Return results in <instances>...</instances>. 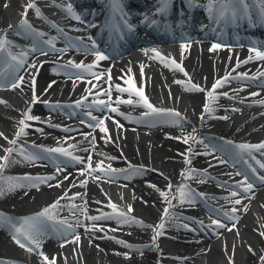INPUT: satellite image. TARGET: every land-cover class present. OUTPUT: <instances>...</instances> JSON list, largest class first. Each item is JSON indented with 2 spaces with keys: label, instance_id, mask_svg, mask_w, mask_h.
I'll use <instances>...</instances> for the list:
<instances>
[{
  "label": "bare ground",
  "instance_id": "bare-ground-1",
  "mask_svg": "<svg viewBox=\"0 0 264 264\" xmlns=\"http://www.w3.org/2000/svg\"><path fill=\"white\" fill-rule=\"evenodd\" d=\"M19 3L24 4V8L17 12L13 8H16ZM37 3L44 4L45 8L53 14L57 12L58 8H64L60 0H30L26 4L25 0H0V34H2L0 39L9 41V45L17 44L11 35L24 32L18 26L21 24V17L24 20L25 12L26 17L28 15L46 16L45 13H40L41 15L38 16L35 9L28 7L30 4H35L38 8ZM68 20L71 21L70 24L74 30L79 29L78 31L82 33L89 32L88 27L80 26L76 20ZM187 40L190 42L187 43L189 46L186 49L182 46H171L173 53L170 54L176 57L175 61L183 67L187 75L176 68V72H171L162 65L160 59H153L152 50L154 48L151 46H142L116 59L109 58L100 61L98 66L93 69L97 73H107L110 70L115 85L120 84L123 87H127L125 80L132 78L136 87L142 88L146 96L159 101L160 107L170 106L169 110L179 113V116H174L175 120H169L172 123L170 132L177 131V136L172 137V135L162 134L161 128L165 125L163 122L156 121L151 124L144 122L145 120L128 117L120 111V108L126 105L131 106V104L121 103L118 105V111L123 115L103 110L98 118L104 119V126L107 127L110 137L108 142H105V138L101 136L102 133H98V130L92 129L87 124L79 122L70 124V120L66 119L68 114L65 111L67 109L64 107L70 100H75L83 95L88 98L98 96L97 92L107 89L105 85L107 75L99 81L91 80L90 78L93 77L71 67H67L66 72L72 75L60 73L48 75L41 71V68L47 64L46 60L36 58L35 53L30 55L25 47H21L25 61L23 82L18 87L11 88L8 84L17 77L15 76L6 82V87L0 88V101L4 102L0 103V133H3V137L8 138L5 140L0 137V157L6 154L3 149L23 146L24 149H32L37 153V156L44 158L29 163L24 160L23 156L14 152L8 166L3 171V177L55 175L57 179L49 181V183L55 185L61 180L63 183L59 187H49L48 184L41 183L38 189L29 186L18 187L10 191L12 201L14 200L17 205H20L15 209L21 211L22 205H26L29 210L15 215L4 214L18 220L39 213L57 200L62 206L58 214L63 213L65 209L81 213L80 209L84 207L88 212V204L97 203L102 199L101 196L94 197L92 187L86 189L80 186L83 176L77 177V173L66 169L57 172V167L61 168L60 165L64 164L61 163L63 161L44 151V149H49L46 147L47 145L54 147L67 145L73 153L75 149V154L81 158L85 155L83 158L86 161L91 156L92 167L95 169L101 161H103L105 171L112 164L119 166L117 169L119 172L115 170L109 175H104L103 172L96 171L93 175L102 177L97 182L103 186L104 191L133 206L138 213V218L135 220L143 222V225L115 223L117 230L114 229L113 232L118 235L122 233L127 239L122 238L109 242L90 228L89 224L93 221L84 218L90 215L80 214L78 219L83 226L75 227L74 231L59 238L41 237V248L33 251V254L39 255L38 252L42 251L50 259L54 257L56 264H264L261 261V257L264 256V235H261L264 233V189L256 184L253 187L250 195L260 203V217L247 220L248 212L245 205L248 200L245 199L241 204L236 205L233 201L239 196L232 197V191L226 192L218 189L219 187H232L233 191H242L236 186V182L227 180L229 176H234V169L225 163H220L219 157L213 158L215 151L212 152L210 149L213 147L216 150V148L209 144H211V140H217V134L206 131L212 128L213 131L224 136L239 137L247 141L248 144L264 143V91L250 92L246 86L237 81L238 79H230L223 87L216 89L214 95L217 98L215 100L207 97V91L212 89L213 84L228 74H231V77H237L240 73H247L255 76L254 80H257V75L264 72V60L254 59L236 67L237 61L243 62L252 54L245 49L227 47L210 51L214 44L213 36L210 33L199 35L191 33ZM78 42H82V40L73 42L76 44H71L70 40L66 45L57 44L56 49L64 51H54L57 55L56 58L65 62H83L85 65L94 63L95 56L89 52L90 47H81L77 44ZM33 55L34 60H32ZM32 65H36V67H32ZM141 65L144 66L143 74H141ZM58 68L61 71L65 70L62 66H58ZM77 74L85 75L86 80H75L74 77ZM122 76L124 79H121ZM33 79L35 80L34 87L31 83ZM88 80H91L92 84H89ZM177 80L184 81V83L178 84ZM93 84H99L101 87L92 88ZM186 85H198L205 91H188ZM89 89L92 90L91 95ZM224 93L228 95L225 96ZM253 93H258V95H253ZM34 95L38 98L35 103L33 102ZM125 95L129 94H120L113 87L110 101L112 106L117 107L115 104L117 99L127 100ZM99 97L106 101L109 100L108 96L99 95ZM132 104L138 106L136 102ZM206 104L212 109L211 112L204 111ZM45 105L51 106L53 112L61 116L59 117L61 121L54 119L55 121L44 124L38 113ZM57 105L59 107H56ZM29 108L31 114L34 117H39V120L27 121L26 123L30 125L26 129L27 135L21 136L16 146L10 145L8 140L16 138L15 134L20 127L19 121ZM239 109H243L241 114L232 119L233 113ZM114 121H119L122 127H118ZM36 129H42V131ZM64 129H70V131ZM64 132H86L87 134H83V137L75 136L73 138ZM27 136L32 137L33 144L27 141ZM93 137L95 138L94 145L90 143ZM187 137H194L195 140L188 139V142L184 143L183 140ZM189 148L192 149L191 152H189ZM83 149L89 151H83ZM208 151H211L212 155L205 154ZM127 156L137 161H143L148 164V167H141L143 173H139L136 177H123L121 170L133 168L130 165H125ZM211 158L213 159L211 160ZM186 159H190L191 164H187ZM0 163L3 161L0 160ZM66 166L72 167L71 164ZM9 168L10 170H8ZM198 168L199 170H196ZM189 169L194 170L191 173H198L208 179H202L203 182L200 181L197 187L204 191V196L219 201L217 209L213 208L214 214L225 217L226 227L217 228L212 224V221H209L206 214L198 210V207L203 204V199L199 195L191 203H180L178 198L173 199L174 196L177 197L173 193V187L184 181L187 175H182V173H188ZM206 169H214L217 175H211ZM112 176L121 179L125 184L112 185L105 179V177ZM64 177L68 178L64 179ZM142 177L145 180L144 183L137 180ZM22 183L28 184L27 181H22ZM169 185H171L170 189ZM162 192L168 193L167 199L161 195ZM65 193H67V197H73L75 194L80 195L75 199H60L65 196ZM73 205L76 206L75 209H73ZM179 206L188 207L189 212L178 210ZM232 208H236L238 211L233 213ZM165 209L168 210L167 217L164 216ZM230 212L233 213L234 219L224 215L225 213L229 215ZM176 217L194 223L193 228L175 222ZM103 221L113 223L110 220L95 222ZM161 222L164 223L162 234L153 240L156 232L155 226ZM253 226H256L257 230ZM229 228L231 231L228 230ZM243 231H250L256 236V240L244 238ZM77 235L80 237L78 242L75 241ZM217 236L220 239L218 245H214L212 242ZM117 241H124L133 247H125ZM61 242L63 247H61ZM0 252L2 254L0 261L9 262V264H28V261L25 262L22 259L27 256L28 251L25 248H20L14 242L6 227H0ZM69 253L77 256V263L65 260L64 254ZM168 260L175 262L169 263Z\"/></svg>",
  "mask_w": 264,
  "mask_h": 264
},
{
  "label": "snow or ice",
  "instance_id": "snow-or-ice-1",
  "mask_svg": "<svg viewBox=\"0 0 264 264\" xmlns=\"http://www.w3.org/2000/svg\"><path fill=\"white\" fill-rule=\"evenodd\" d=\"M112 6H113V12H117L119 11L120 8V4H121V0H110ZM161 4L164 6L161 9H159V11H164L166 9V6L169 2V0H160ZM189 2H191V0H189ZM215 3L219 4L221 7L217 10L218 12V16L215 17L216 19L219 20H224L225 22H236L238 19L240 18H248L251 19V13H250V5H260L259 8V12L258 15L261 19L262 22H264V0H215ZM239 6V7H237ZM28 7L35 9L36 14L39 16L41 15L39 12V9L36 8L35 4H30ZM68 14H71L72 17L77 20L80 21L81 17L79 15H76L73 13L72 11V5L71 3H69V5L67 6L66 9ZM213 11V4L210 3L209 4V12L211 13ZM124 25L128 28L129 31L133 30V26L131 24L128 23L127 19L123 20ZM19 28L23 29V28H28L31 29V25L28 24L27 18H26V12H25V19L22 21V23L18 26ZM77 31L79 29H76ZM59 31H63L62 29H59ZM19 34V33H18ZM2 35V34H0ZM39 35H44L43 33H39ZM90 43H91V47L89 48V52H91V54H93L95 56V61L92 64H87L85 65L83 62L81 63H75L73 61H69L67 65H65L64 67H72L75 69H79L81 73H86L87 75L93 77V79L99 81L101 79H104L105 75H107V79L105 80V83H107L109 85V87L107 89H102L101 91L97 92L96 94L99 95H104V96H108L109 97V101H105V100H96L94 101V105L95 107L100 110L103 111L105 109L110 110L111 112L117 113L118 115H123V113H120L118 111V105L121 103H125V104H132L133 101L131 98L127 99V100H122V99H117L115 101V104L117 105V107H113L111 101V93L113 90V85L111 84V75H110V70H108L107 73H97L95 71H93V69L95 67L98 66L100 61L103 60H107L109 59V57L107 55H105L103 52L99 51V49L96 47L95 41L91 40V38H89ZM10 42L7 41L6 39H0V79H3L5 77V71H7V69H12L13 70V74L15 72V67H22L23 64L25 63V61L23 59H19L16 55H13L10 51L7 52V57L9 59H5V52H6V45L9 44ZM47 43L53 48L55 49V45L53 44L52 41H47ZM189 45L187 43H185L184 45H182L183 48H187ZM221 47L220 44H213L212 47L210 48V51H216L217 49H219ZM39 49L37 48H33L32 51H38ZM56 51H64L62 49H55ZM41 54L46 55V52H43L42 50ZM154 53V56L152 57L153 59H160L162 63L165 64H169V61L166 60L164 57L161 56V54L159 52H156L155 49L152 50ZM250 51L255 52L254 56H249L247 60L240 62L237 61V65L236 67H239L241 63H248L254 59H259V60H264V51H259L256 50L255 48L250 49ZM147 54V52H146ZM26 55V54H25ZM17 62L16 65L14 66L12 62ZM7 64V69L3 68L2 65ZM170 66H174L176 69H178L181 72H184L185 75H187V73L185 72V70L183 69V67L178 64L174 59L170 61ZM32 67H36V65H32ZM143 65H141V74H143ZM235 70V69H233ZM131 70L129 69V72ZM262 75H264V73H262ZM76 79H84L83 75L77 74L76 75ZM121 79H124V77L122 76ZM230 79H248L247 74H239L237 77H231V74L226 75L225 77L217 80L213 86L212 89L210 91H207V97L210 98L211 100H215L217 97L214 95L216 92V89L223 87L226 83H228L230 81ZM251 79H255V77H252ZM23 82V77L19 76V77H15L11 83H10V87L11 88H16L19 86L20 83ZM89 84H92L91 80L87 81ZM33 87L35 86V80L33 79L31 81ZM125 83L128 85L127 87H123L120 84H116L114 86V89L116 92L123 94V93H128L129 96L131 97L132 95H135L137 97H139V100L137 101V103H142V106L145 107L146 109H148L149 111L144 113V116H149L152 114H157V115H171V116H179V113L174 112L173 110H165V109H159L154 107L148 100L147 96H145L144 91L142 88H137L133 79L129 78L127 80H125ZM176 83L178 84H183L184 81H180L177 80ZM101 86L99 84H93L92 88H100ZM186 90L188 91H205L203 88H201L198 85H186ZM89 94H92V90L89 89ZM223 95L227 96V93H224ZM253 95H258V93H253ZM84 99H87V97H85ZM38 98L33 97V102H37ZM0 103H4L3 101H0ZM76 106L80 107L82 106V102L81 101H77L76 102ZM56 107H59V105H57ZM204 111L206 113L211 112L212 109L209 107L208 104H206L204 106ZM86 115H88L92 120L95 121L94 125H89V127H98L99 130L102 133H105V142H108V140L110 139V137H108V129L106 126H104V119H99L95 116H92V113L89 111L88 113H86ZM107 119V118H105ZM201 119H203V116H201ZM39 117H34L31 114V109L29 108L28 111H26L25 113H23V118L19 121V130L18 132L15 134L16 138L12 139V140H8V143L10 145L16 146L17 145V141L21 136L27 135L26 129L28 127H30V125L28 123H26L27 121H38ZM118 127H122V125L119 124V121H114ZM83 123V121H82ZM37 131H42V129H36ZM65 131H70V129H64ZM0 137H3V133H0ZM5 140H7V137H3ZM87 139V136L85 137ZM188 139H193L195 140L194 137H187L184 138L183 142L187 143ZM91 144H95V138L93 137V139L90 141ZM201 143H203L201 141ZM231 143V142H228ZM75 147V146H73ZM207 147V146H206ZM234 147L236 149H238V151L236 152V157H238V162L242 161L243 163H245L247 165V168L250 169V171L257 175L259 180L261 181V183H264V175H260L257 168L255 166H253V164L249 163L248 160L244 159V155L247 154V156L251 159L255 161V164L259 166V169H264V162L257 160L255 158V156L252 155L253 151L255 152H260L262 155H264V143H260V144H238V145H234ZM3 151L6 153L4 156L0 157V160L3 161V163H0V196H3L6 192L8 191H13L15 190V188L17 187H34V188H39V185L41 183L43 184H48L49 187H59L61 183H63V181H59L57 184L52 185L49 183V181L52 180H56L57 177L55 175L52 176H48V177H31V176H25L22 178H17V177H3V171L4 169L8 166L10 158L12 156V154L14 152H17L19 155L24 157V160L29 162V163H34L36 160L44 158V157H40L37 155H33V154H25V150L23 148V146H20L19 148L17 147H8L6 149H3ZM45 152L48 153H60L66 157H69L72 161H75L79 164H86L87 168L86 169H82L81 170V175L85 174V171H88L89 174H91L92 171H100L103 172L104 175H109L112 171H115L113 169H111V167L109 166L108 170L105 171L104 167H103V161L99 162V164L97 165L96 169L92 168V163H91V156L88 157L87 161L84 158L81 157H76L72 154V152L66 150L63 147H57V148H51V149H44ZM83 151H89L88 149H83ZM192 149L189 148V152H191ZM205 154L207 155H212L211 151L206 152ZM12 162H17V161H12ZM187 164H191V160L190 159H186L185 161ZM220 163H226L227 161L224 159H220L219 161ZM62 171L61 168L57 167V172ZM139 171V170H137ZM194 171L192 169H189L188 173H182V175H190L191 172ZM231 175V174H229ZM236 175H240L243 177L242 180L237 181L236 182V186L238 188H241L244 194H249L252 193L253 191V187L254 184L252 182H249L250 178L247 175L246 172H241L238 171L236 173ZM68 177H64V179H67ZM94 179H102L101 176H95ZM5 181H7V187H5ZM22 181H27L28 184L22 183ZM203 182V181H201ZM75 186V185H73ZM80 186L82 187H86L87 186V180H83L80 182ZM185 187L186 186H178V191L180 192V196H179V202L180 203H191L192 202V197H191V193L190 192H185ZM171 188V185H169V189ZM80 194H75L73 197H67V193H65L64 197H61L60 199H64V198H68V199H75L76 196H79ZM162 196L165 197V199H167L168 193L166 192H162L161 193ZM241 193L237 192V191H232L231 192V196L232 197H237L240 196ZM177 197H173V199H176ZM246 198H250L247 197ZM97 203H99V201H97ZM234 204L239 205L242 203L241 199H235L233 201ZM169 204H171V202L169 201ZM112 209L113 212L115 213V215L113 214H101L100 216H87L86 218L88 220H91L93 222L95 221H99V220H110V219H117L118 222L120 223H135V224H140L143 225L142 221H138L135 220L134 218H130L126 213L124 212H116V205L115 204H110L109 205ZM73 209L76 208L75 205L72 206ZM62 208L60 201L57 200L54 203H52L51 205H49L48 207H45L44 209H42V211H40L39 213L33 215V216H27V217H23L20 218L18 220H16L15 218L6 216L3 213H0V227H6L9 231V235L11 236V238L14 240V242L19 245V247L21 248H25L28 252H33L36 250H39L41 248V237L45 236L47 234L48 231V225L47 222L48 221H56V224L60 225V226H66V227H56V224H53L52 227L55 228V230L57 232H62L63 234H69L70 230L74 231V226L73 224L69 223L67 220L64 219H60L57 220V214L58 211ZM82 214L87 213V208H81L80 209ZM132 209L131 207H129V212H131ZM233 213L237 212L238 209L236 208H232L231 210ZM75 215V213H73ZM225 216H228V213L224 214ZM164 216L167 217L168 216V210L165 209L164 211ZM234 219V217H232ZM202 223V222H201ZM212 224L215 225L217 228H224L226 227L225 224L221 223L219 220H212ZM75 226L76 227H80L83 226L81 224V221L79 219L76 220L75 222ZM93 229L96 228V224H93ZM146 227H151V226H146ZM156 227V232L155 235L153 236V240H156L161 234H162V229L164 228V223L161 222L159 225L155 226ZM185 227H187L185 225ZM103 230V229H101ZM229 231H231V228L228 229ZM261 235H264V233H261ZM80 237L77 235L75 236V241H79ZM25 241H27V243H25ZM120 244H123L125 247L128 248H132L133 246L130 244H126L124 241H117ZM34 246V247H33ZM61 247H63V243L61 244ZM251 250V249H250ZM38 254L42 257L43 260V264H56V259L53 258H49L47 255H45L42 251H39ZM261 261L264 262V256L261 257ZM0 264H9V262H5V261H0Z\"/></svg>",
  "mask_w": 264,
  "mask_h": 264
},
{
  "label": "rangeland",
  "instance_id": "rangeland-1",
  "mask_svg": "<svg viewBox=\"0 0 264 264\" xmlns=\"http://www.w3.org/2000/svg\"><path fill=\"white\" fill-rule=\"evenodd\" d=\"M22 7H23V5L19 3L17 5V7L13 8V9L16 10L17 12H19V10H21ZM10 21H12V20H10ZM8 170H10V168ZM190 175H192V173ZM4 183H5V187H7V183L8 182L5 181ZM178 186H180V185H177V186L173 187V192L178 195L177 198H179V196H180V192L178 191ZM182 186H185V184H182ZM185 192H187V188L186 187H185ZM19 206L20 205H17L14 200L12 201V196L10 194V191L6 192L3 196H0V213L5 212L4 208H7L8 211H13L12 213H14V211L20 213V212L24 211L23 209H25L27 207L26 205H22L21 211H17L15 209V207H19ZM256 206H254V208ZM180 209L184 210L183 208H180ZM256 209H258V206H257ZM247 235L249 236V234H247ZM0 254H1V252H0ZM67 256H68L67 254H64V258L65 257L67 258ZM66 258H65V260H66Z\"/></svg>",
  "mask_w": 264,
  "mask_h": 264
}]
</instances>
